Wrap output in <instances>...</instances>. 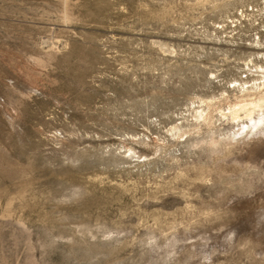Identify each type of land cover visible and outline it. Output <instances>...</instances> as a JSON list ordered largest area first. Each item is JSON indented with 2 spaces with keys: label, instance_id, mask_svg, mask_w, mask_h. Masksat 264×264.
I'll list each match as a JSON object with an SVG mask.
<instances>
[{
  "label": "rangeland",
  "instance_id": "obj_1",
  "mask_svg": "<svg viewBox=\"0 0 264 264\" xmlns=\"http://www.w3.org/2000/svg\"><path fill=\"white\" fill-rule=\"evenodd\" d=\"M260 104L264 0H0V264H264Z\"/></svg>",
  "mask_w": 264,
  "mask_h": 264
},
{
  "label": "bare ground",
  "instance_id": "obj_2",
  "mask_svg": "<svg viewBox=\"0 0 264 264\" xmlns=\"http://www.w3.org/2000/svg\"><path fill=\"white\" fill-rule=\"evenodd\" d=\"M259 101H261V100H259ZM258 101V102H259ZM258 107L259 108H263L264 107V105H262V104H260V105H258ZM260 109V110H261ZM238 111V110H237ZM237 111L236 112H234V118H238L239 116H238V114H237ZM261 111H259V113H260ZM252 113V112H251ZM261 114V113H260ZM260 114H259V116H258V118H256V117H252L251 115H250V119L253 121V124L250 126L249 124H247L246 126H245V131L247 132V133H250V132H253V131H258V130H260V131H263L264 132V113L262 114V116H260Z\"/></svg>",
  "mask_w": 264,
  "mask_h": 264
}]
</instances>
